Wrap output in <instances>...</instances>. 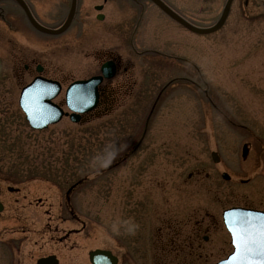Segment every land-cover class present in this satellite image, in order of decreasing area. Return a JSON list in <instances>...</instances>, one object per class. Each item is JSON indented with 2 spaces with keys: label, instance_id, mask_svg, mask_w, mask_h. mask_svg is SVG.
<instances>
[{
  "label": "rangeland",
  "instance_id": "374dc122",
  "mask_svg": "<svg viewBox=\"0 0 264 264\" xmlns=\"http://www.w3.org/2000/svg\"><path fill=\"white\" fill-rule=\"evenodd\" d=\"M31 1L39 13L63 14L57 0ZM164 1L209 25L225 0ZM246 1L232 0L221 26L204 34L148 0L140 7L109 0L108 19L50 34L0 0L1 16L14 27L0 19V117L7 126L0 130V264H37L50 253L58 264H90L94 248L110 249L118 264H168L150 261L164 255L146 245L164 219L190 230L203 218L201 255L185 264H212L230 249L221 210L264 208V0ZM105 54L118 58L104 80L116 89L110 108L77 123L64 116L41 130L29 127L16 99L35 62L61 80L54 101L62 102L64 86L98 73ZM244 141L249 150L241 157Z\"/></svg>",
  "mask_w": 264,
  "mask_h": 264
},
{
  "label": "water",
  "instance_id": "95a60500",
  "mask_svg": "<svg viewBox=\"0 0 264 264\" xmlns=\"http://www.w3.org/2000/svg\"><path fill=\"white\" fill-rule=\"evenodd\" d=\"M17 1L24 9L28 20L35 27L43 31L58 32L62 30L67 25L71 16L70 11L66 21L61 27L57 29H48L39 25L33 19L23 0ZM153 2H155L163 11H165L168 15L173 17L188 29L198 33H206L217 29L221 25L223 19L227 14L231 0L225 1L224 7L218 20L214 24L206 27L196 26L188 22L187 20L176 14L173 10H171L161 0H153ZM101 71L102 75L91 76L83 80H75L66 88V105L68 106V108L74 111L70 113L71 119H78V114L75 112H83L95 105L97 98V83L101 80L102 76H111L114 72V69L112 64L109 62L101 66ZM58 90L59 84L56 81L46 79L42 76H35L29 83L21 88L19 94V104L25 112V116L32 127L42 128L45 127L48 123L55 122L60 118L62 114L61 108L51 102V98L58 92ZM37 92H43L46 94L41 95L38 99V102L33 103V97ZM246 152V144H243L241 153L242 156H244ZM212 156L214 160H218V157L215 153H212ZM223 176L227 177L225 173H223ZM1 208L2 206L0 203V210ZM222 215L223 221L230 232L233 249L224 259L219 260L215 264H261V262L264 261V255L259 254V252H253L240 259H233L234 255L236 254V246L233 242V235L230 229L231 222H233L239 216H247L248 219L252 222V225L254 227H258L262 222H264V212L243 207H230L224 209ZM88 254L89 260L92 264H116L115 256H113L108 250L95 249L90 250ZM55 262L56 261L53 259V257H48L47 261L40 260L37 262V264H55Z\"/></svg>",
  "mask_w": 264,
  "mask_h": 264
},
{
  "label": "flooded vegetation",
  "instance_id": "af4514ba",
  "mask_svg": "<svg viewBox=\"0 0 264 264\" xmlns=\"http://www.w3.org/2000/svg\"><path fill=\"white\" fill-rule=\"evenodd\" d=\"M108 2L109 0H75V10L70 24L83 26L85 25L88 18L92 20H97L98 18H100V21L108 19L109 17L106 14V4ZM27 3L29 4V6H31L30 3L32 4V1L28 0ZM60 3L62 4L61 9L66 10L64 15L62 14L61 16V14L57 12L58 9H56V12L43 11V15L39 18L40 21L55 22L60 24L66 16V13L71 4V0H57V4L59 5ZM106 59L113 60V62L115 63V67H117V56H113L112 54H105V58H103L100 63H102ZM115 90V88L106 84L105 82H102L98 85V105L95 112L104 111L110 108V103L115 102L117 97L114 93ZM93 114L94 112L85 113L84 116L89 117ZM48 217L54 219V215H48ZM53 219L48 220L49 227H51L50 220L54 221ZM202 221L203 218L195 219L193 221V225L191 226L192 228L190 230H186L187 228L185 227L186 229H184V226H179V223L177 221L164 219V222L162 221L159 225L156 240L154 241L155 238H150L146 241V245L149 247L148 252L151 253V255H156L155 252L160 250V253L164 255V258H161V260L158 258H151L150 261H170L167 262L168 264H170L176 262L171 260L179 259L183 264H185L188 260H197L201 255L199 229L201 228ZM61 222H63V220H61ZM55 228L56 226L54 225V229ZM68 233L69 232H64L62 235H59L58 239L64 240V238L67 237ZM172 257L175 258L170 259Z\"/></svg>",
  "mask_w": 264,
  "mask_h": 264
},
{
  "label": "snow or ice",
  "instance_id": "6c2138e0",
  "mask_svg": "<svg viewBox=\"0 0 264 264\" xmlns=\"http://www.w3.org/2000/svg\"><path fill=\"white\" fill-rule=\"evenodd\" d=\"M44 94L46 93L37 92L33 97V103L38 102L39 97ZM230 230L236 246L233 259H240L253 252L264 255V222L254 227L247 216H239L231 222ZM261 264H264V261Z\"/></svg>",
  "mask_w": 264,
  "mask_h": 264
},
{
  "label": "trees",
  "instance_id": "16d2710c",
  "mask_svg": "<svg viewBox=\"0 0 264 264\" xmlns=\"http://www.w3.org/2000/svg\"><path fill=\"white\" fill-rule=\"evenodd\" d=\"M4 117H5V115H2V118L0 117V130L4 127V130H5V128H7V126H6V124L4 123ZM1 135V134H0ZM2 135H4V134H2ZM1 135V136H2Z\"/></svg>",
  "mask_w": 264,
  "mask_h": 264
},
{
  "label": "bare ground",
  "instance_id": "6f19581e",
  "mask_svg": "<svg viewBox=\"0 0 264 264\" xmlns=\"http://www.w3.org/2000/svg\"><path fill=\"white\" fill-rule=\"evenodd\" d=\"M19 88H20V87H19ZM16 100H17V102H18V95H17V99H16Z\"/></svg>",
  "mask_w": 264,
  "mask_h": 264
}]
</instances>
